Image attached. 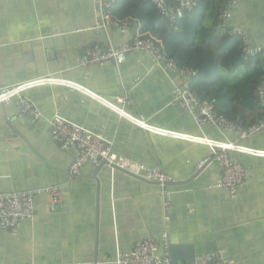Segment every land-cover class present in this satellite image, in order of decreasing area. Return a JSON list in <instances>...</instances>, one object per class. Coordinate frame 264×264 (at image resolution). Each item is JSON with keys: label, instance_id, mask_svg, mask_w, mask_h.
Listing matches in <instances>:
<instances>
[{"label": "crops", "instance_id": "0c3cea01", "mask_svg": "<svg viewBox=\"0 0 264 264\" xmlns=\"http://www.w3.org/2000/svg\"><path fill=\"white\" fill-rule=\"evenodd\" d=\"M212 1L219 10L227 0ZM103 3L112 22L128 23L126 33L112 24L99 27L104 13L93 0H0V88L41 78L65 80L100 99L122 98L123 113L151 127L217 144L234 142L236 132L200 128L190 112L174 105L180 73L143 52L129 53L119 65H79L87 47H118L144 34L135 16L143 13L139 0ZM231 16L230 26L242 32L248 47H264V0H239ZM160 18L169 29L182 19ZM205 26L216 28L213 20ZM145 34L161 42L166 55L162 41ZM166 56L178 69L192 71ZM25 96L43 119L32 123L17 115L13 102L0 105V192L56 185L62 205L50 210L45 196L36 197L32 217L15 234L0 230V264H115L118 252L146 237L160 242L162 254L163 235L167 246L188 247L194 258L218 252L228 264H264V158L229 151L246 174L245 185L231 198L215 187L220 167L205 144L150 133L58 83ZM263 113L264 100L253 115ZM55 114L103 136L117 156L160 167L175 185L164 188L91 164L68 178L76 151L61 150L49 136L47 120ZM236 144L264 151V128ZM203 159L208 162L198 171Z\"/></svg>", "mask_w": 264, "mask_h": 264}, {"label": "built area", "instance_id": "2783aa9c", "mask_svg": "<svg viewBox=\"0 0 264 264\" xmlns=\"http://www.w3.org/2000/svg\"><path fill=\"white\" fill-rule=\"evenodd\" d=\"M152 4L159 15L172 23L176 19H181L185 12L192 10L195 6V0H173L169 3L167 0H144ZM239 0H227L222 10L219 12V20L223 24H229L232 8ZM94 5L100 14V26L105 28L109 25L117 27L121 33L128 31L127 22H112L105 9L108 7L103 0H93ZM231 32L238 36L243 35L239 29ZM243 53L246 56L261 54L264 58V47L250 48L246 41L243 42ZM140 51L152 58L156 65L167 69L178 70L181 80L176 84L174 92L176 103L174 105L190 112L196 126H209L224 132H236V140L232 143L217 144L204 139L191 137L189 135L178 134L172 131L163 130L149 126L148 129L142 127L150 133L174 138L192 143H202L209 146L214 159L220 167V177L215 185L216 188L226 190L231 198L236 197L237 191L245 185L246 174L244 168L236 161L230 158L229 151L250 154L255 157L264 158V151L254 150L240 146V140L252 137L254 134L264 128V113L260 115L255 123L248 127H243L219 115L214 110L213 102H201L196 94L189 87V80L194 76L191 70L184 71L178 69L175 63L168 58L163 50L161 42L155 40L148 34L138 35L129 42L118 47L103 48L98 45L87 47L82 51L79 65L81 67L103 65L108 62L122 64L126 56L131 52ZM61 84L74 91L80 92L85 96L97 101L107 109L119 114L124 112L120 104H123L122 98H115L112 102L100 99L79 85L67 81H56L52 78H41L32 80L16 86L0 88V105L13 102L17 107V115L25 117L32 123H37L43 119L32 100L25 96V93L33 88ZM256 97L260 104L264 100V81L256 91ZM137 120V119H134ZM139 121V120H137ZM142 122V121H140ZM144 123V122H142ZM48 134L52 141L61 149L68 150L73 148L76 155L68 167V178L74 179L82 172L86 164L95 167L102 165L113 169L126 172L128 174L140 177L146 182L158 184L164 187L167 184H174L176 180L165 174L158 166H146L144 164L128 161L117 156L113 152V145L110 141L96 132H93L74 122H70L60 115L55 114L47 120ZM136 125V124H135ZM137 126V125H136ZM138 127V126H137ZM140 128V127H139ZM208 160L203 159L197 165L202 168ZM39 196L47 198V205L50 210H56L62 205L60 189L56 185L37 187L20 191L0 192V230L15 234L23 220L29 219L33 215L34 199ZM163 253L159 252L160 242L151 237H146L134 244L128 251L118 252L115 257V264H169L166 253V238L162 236ZM193 264H228L223 256L216 252L198 256Z\"/></svg>", "mask_w": 264, "mask_h": 264}, {"label": "trees", "instance_id": "16d2710c", "mask_svg": "<svg viewBox=\"0 0 264 264\" xmlns=\"http://www.w3.org/2000/svg\"><path fill=\"white\" fill-rule=\"evenodd\" d=\"M198 6L188 12L172 28L160 18L155 7L144 0L140 15V31L160 39L166 55L179 66L192 69L189 87L201 102L214 98V110L243 127L255 123L253 111L259 106L257 88L264 81V58L261 54L246 56L240 36L231 32L230 24L219 20L212 0H196ZM133 15V14H132ZM213 20L223 31L205 26ZM138 28L137 25H135Z\"/></svg>", "mask_w": 264, "mask_h": 264}, {"label": "water", "instance_id": "95a60500", "mask_svg": "<svg viewBox=\"0 0 264 264\" xmlns=\"http://www.w3.org/2000/svg\"><path fill=\"white\" fill-rule=\"evenodd\" d=\"M103 32H100V36H102V43L104 44V36H103ZM105 45V44H104ZM104 167V165L100 166V168ZM201 169V168H200ZM200 169L198 171H200ZM115 170H118L115 168ZM120 171V170H118ZM121 173L127 174L129 176L134 177L135 179L142 181V182H146L143 179H141L140 177L128 174L126 172L120 171ZM148 184H154V183H149L146 182ZM179 184H183V183H177L176 185ZM170 185H175V184H167L166 186H170ZM166 253H167V258L169 260V264H179V262L182 260L183 262H185L186 264H193L194 263V254H192V252L190 251V249L188 247H180V245H174L171 244L169 246H167L166 248Z\"/></svg>", "mask_w": 264, "mask_h": 264}, {"label": "bare ground", "instance_id": "6f19581e", "mask_svg": "<svg viewBox=\"0 0 264 264\" xmlns=\"http://www.w3.org/2000/svg\"><path fill=\"white\" fill-rule=\"evenodd\" d=\"M225 27H226V26H225ZM240 39H241V42H242V43L245 41L243 35L240 36ZM118 113H119L121 116L126 117L128 120H131L134 124H136V125H137L138 127H140L141 129H142V127L145 128V129H148V127H149L147 124L142 123V122L137 121V120H134L133 118H131V117H129L128 115H126L125 113H121V112H118Z\"/></svg>", "mask_w": 264, "mask_h": 264}, {"label": "rangeland", "instance_id": "374dc122", "mask_svg": "<svg viewBox=\"0 0 264 264\" xmlns=\"http://www.w3.org/2000/svg\"><path fill=\"white\" fill-rule=\"evenodd\" d=\"M235 29H236V28H233V27H232V31L235 30ZM189 136H190V135H189ZM191 137H194V136H191ZM191 143H192V142H191ZM170 177H171V176H170Z\"/></svg>", "mask_w": 264, "mask_h": 264}]
</instances>
